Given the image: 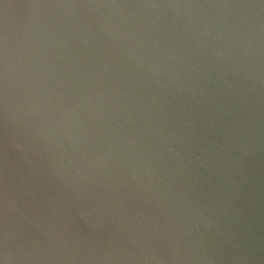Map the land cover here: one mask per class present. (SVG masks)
<instances>
[{"label":"water","instance_id":"obj_1","mask_svg":"<svg viewBox=\"0 0 264 264\" xmlns=\"http://www.w3.org/2000/svg\"><path fill=\"white\" fill-rule=\"evenodd\" d=\"M0 264H264V0H0Z\"/></svg>","mask_w":264,"mask_h":264}]
</instances>
